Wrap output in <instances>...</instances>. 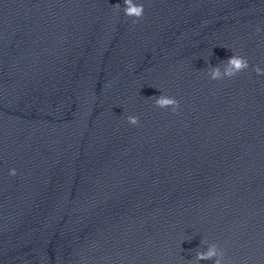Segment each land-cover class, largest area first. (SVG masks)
I'll return each instance as SVG.
<instances>
[{
	"label": "clouds",
	"instance_id": "clouds-1",
	"mask_svg": "<svg viewBox=\"0 0 264 264\" xmlns=\"http://www.w3.org/2000/svg\"><path fill=\"white\" fill-rule=\"evenodd\" d=\"M113 7L117 12L122 10L126 17L133 18L134 24L138 23L144 16V5L134 2V0H123L122 9L120 4L113 5ZM256 31L260 32L261 29L257 27ZM249 66L247 57L233 53L230 58L223 61L222 65L210 66L207 69V76L213 81L225 78L231 79L239 73L244 72ZM253 71L257 75H264V68H261L259 65L254 66ZM149 98L153 100L154 106L159 109H170L172 113H177L180 108V103L175 97L166 95L163 92L159 96ZM126 121L131 126H136L140 122L139 117L136 115H128ZM16 174V169L9 170V175L15 176ZM200 243L206 244L207 247L205 250L196 251L195 264H199L200 261H213V264H227L225 250L217 242L209 243L207 237H204ZM189 264H193V260H190Z\"/></svg>",
	"mask_w": 264,
	"mask_h": 264
}]
</instances>
